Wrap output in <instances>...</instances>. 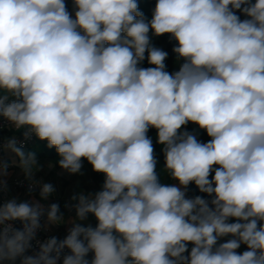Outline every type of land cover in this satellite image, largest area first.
<instances>
[{
	"label": "clouds",
	"instance_id": "obj_1",
	"mask_svg": "<svg viewBox=\"0 0 264 264\" xmlns=\"http://www.w3.org/2000/svg\"><path fill=\"white\" fill-rule=\"evenodd\" d=\"M72 4L0 0V128L23 135L0 138V193L10 165L55 192L33 179V136L104 181L72 195L62 240H36L66 223L57 203L0 202V264H264V0H156L151 19L138 0Z\"/></svg>",
	"mask_w": 264,
	"mask_h": 264
},
{
	"label": "rangeland",
	"instance_id": "obj_2",
	"mask_svg": "<svg viewBox=\"0 0 264 264\" xmlns=\"http://www.w3.org/2000/svg\"><path fill=\"white\" fill-rule=\"evenodd\" d=\"M66 1L67 3L69 2L68 0ZM68 10L72 11L73 6L71 7V9L69 7ZM152 43L156 47L163 49V45L160 43V40L157 37H152ZM37 164L39 170L34 173L33 179L41 183H51L55 188V192L47 200L41 199L39 195V187H36L37 191L35 193L26 192L24 193V195L27 197V199L33 197L41 201L45 207L52 203H57L59 205L60 213L63 215L66 223L53 225V227L55 231H57V233L61 235L67 234V229L71 227V225L67 223V221L75 217V209L67 207L66 205L74 203L73 201H71V197L74 193L79 192V185L83 186V184H85L87 187H91V185H93V182L91 181L90 177H87L85 182L83 181L82 183L80 179H84L85 174H82V172L79 174H68L62 169H57L55 164L50 160L37 159ZM10 174L11 176L13 175V177L26 178L21 169L16 166L13 173ZM8 175L4 177V179H9V177H11L10 175ZM79 176L81 178H79ZM83 192H85V190ZM88 222L95 225L94 217L89 216Z\"/></svg>",
	"mask_w": 264,
	"mask_h": 264
},
{
	"label": "trees",
	"instance_id": "obj_3",
	"mask_svg": "<svg viewBox=\"0 0 264 264\" xmlns=\"http://www.w3.org/2000/svg\"><path fill=\"white\" fill-rule=\"evenodd\" d=\"M68 1L70 3L69 2L67 3L66 0H65V3L68 6V8L70 7V9H71V7L73 6L72 0H68ZM138 3H139L140 10L144 12L145 16L148 19H151L152 10L155 7L156 0H138ZM69 11L73 12V10L72 11L69 10ZM157 38L160 40V43L163 45V50L168 52V58L166 60L167 69L170 72L174 71V70H177L178 69V65L174 62L175 61V54L172 52V48H173L175 42L174 41H170L168 35L160 36V37H157ZM142 66L149 67L151 65H148L147 61H145ZM187 130L196 132L197 135H198V139H202V140H205V141H208L210 139L207 136L206 132L198 129V126H197L196 129H193L191 127V125L189 124V125H187ZM149 135L153 138V142H154V145H155V129H151L149 131ZM25 151L26 152L27 151H35L37 159L50 160V161H52L55 164L57 169H61L58 166L59 157H58L55 149L54 148L53 149H49L46 146V142L45 141L42 142V141L38 140V142L34 146L26 149ZM155 151H156V156H157V159H158V171L161 172V175H162V178H163V176H164V174H163L164 156H163V153L161 151V146L155 145ZM81 172H82V174H85V176H84L85 178L84 179H80V181L82 183H83V181L85 182L87 177H90L91 181L93 182V185H91V187L90 186L87 187L85 184H83V186H84L83 188L85 189V193L96 192V191H99L101 189V186H102L103 181H104L103 175L95 173L92 170L91 165L86 160L83 161V167L81 169ZM79 178H81V177L79 176ZM195 192H197V189L195 188L194 185H191L190 188H189L188 194L193 195V194H195ZM89 256L91 257V254Z\"/></svg>",
	"mask_w": 264,
	"mask_h": 264
},
{
	"label": "built area",
	"instance_id": "obj_4",
	"mask_svg": "<svg viewBox=\"0 0 264 264\" xmlns=\"http://www.w3.org/2000/svg\"><path fill=\"white\" fill-rule=\"evenodd\" d=\"M13 134H15L20 140L23 139L22 131L13 133L6 126L3 128H0V138L9 137V136H12ZM37 142H38V139L35 136H33L31 139L25 142V150L34 146ZM0 157H2L6 161L12 159V157L8 153H4V152H0ZM14 168H15L14 165H10L8 168V174L13 173ZM6 182H7V190L0 193V202H3L4 200H7L9 198H14L13 197L14 193L24 195V193L26 192L35 193L37 191V188H34L30 191V181L24 177H12L9 180H6ZM41 223L42 224L45 223V220L42 219ZM14 225L17 228L21 227L18 221L14 222ZM51 237H53V235H52V231L49 226L48 230L46 231L43 229L38 231L36 240L43 242L44 240L49 239ZM190 247L191 245H189V248ZM35 251H38V245L36 241H33V248L30 249L26 254L31 255ZM89 259H91V257H89ZM58 264H62V260L59 261Z\"/></svg>",
	"mask_w": 264,
	"mask_h": 264
},
{
	"label": "crops",
	"instance_id": "obj_5",
	"mask_svg": "<svg viewBox=\"0 0 264 264\" xmlns=\"http://www.w3.org/2000/svg\"><path fill=\"white\" fill-rule=\"evenodd\" d=\"M237 14H238V15H241V19H244V18H245L242 14H240V13H237ZM190 125H191V127H192L193 129H196V128H197V126H196L195 124H191V123H190ZM200 140H201L202 142H207V141L202 140V139H200ZM9 175L11 176V174H9ZM9 175H8V176H9ZM12 177H13V175H12L11 177H9V179L12 178ZM9 179H5V180H9ZM84 190H85V189L83 188V186H80V185H79V192H83ZM188 195H189V196H195V195H204V194L199 193L198 190H197V192H195V194H193V195L188 194ZM13 197L16 198L18 201H21V202H22V201H29V202H32V201H39V200H37V199H35V198H33V197H30V198L27 199V197H26L25 195H21V194H18V193H14V194H13ZM39 202L42 204L41 201H39ZM45 204H46V203H45ZM46 205H47V204H46ZM230 222H235V221H234V220H230ZM50 229H51V231H52V235L55 236L58 240H62V239H64L65 236L67 235V234L61 235V234L57 233V231H55L53 225H52V226L50 225ZM227 239H228L227 237H226V238H222L220 242H226ZM245 250H247V247H246L245 245H241L240 249H238L237 251H238L239 253H242V252L245 251ZM89 257H90V256H89ZM16 264H19V260H17Z\"/></svg>",
	"mask_w": 264,
	"mask_h": 264
}]
</instances>
